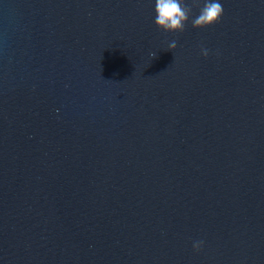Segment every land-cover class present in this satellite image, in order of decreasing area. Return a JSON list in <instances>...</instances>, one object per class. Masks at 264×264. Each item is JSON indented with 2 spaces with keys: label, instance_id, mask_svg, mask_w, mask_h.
Instances as JSON below:
<instances>
[{
  "label": "water",
  "instance_id": "water-1",
  "mask_svg": "<svg viewBox=\"0 0 264 264\" xmlns=\"http://www.w3.org/2000/svg\"><path fill=\"white\" fill-rule=\"evenodd\" d=\"M219 2L0 0V264H264V0Z\"/></svg>",
  "mask_w": 264,
  "mask_h": 264
},
{
  "label": "clouds",
  "instance_id": "clouds-1",
  "mask_svg": "<svg viewBox=\"0 0 264 264\" xmlns=\"http://www.w3.org/2000/svg\"><path fill=\"white\" fill-rule=\"evenodd\" d=\"M193 9L198 13L191 19L193 28L204 29L218 23L223 15L224 9L219 0H155L154 23L158 30L165 33L183 32L190 17H193ZM177 47L175 40L169 42L168 50L172 51ZM205 57L208 50L201 49ZM153 58L156 53H151ZM204 241L193 242V249L200 251Z\"/></svg>",
  "mask_w": 264,
  "mask_h": 264
}]
</instances>
